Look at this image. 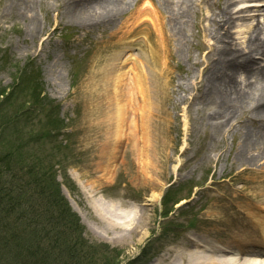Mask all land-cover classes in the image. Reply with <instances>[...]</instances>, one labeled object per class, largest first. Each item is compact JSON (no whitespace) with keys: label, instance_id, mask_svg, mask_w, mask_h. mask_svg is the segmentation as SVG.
I'll list each match as a JSON object with an SVG mask.
<instances>
[{"label":"rangeland","instance_id":"374dc122","mask_svg":"<svg viewBox=\"0 0 264 264\" xmlns=\"http://www.w3.org/2000/svg\"><path fill=\"white\" fill-rule=\"evenodd\" d=\"M211 1H190L193 4L182 18L184 23H181L184 26L181 54L172 46L174 66L167 97L170 113L168 132L172 139L167 155L171 159L164 166L159 186L152 187L147 185V175L154 177L147 172V133L141 134L139 142L133 141L129 145L122 137L121 144L106 156L102 140L96 138L93 129L96 121L88 119L85 111L84 82L94 67L98 56L96 51L102 47L112 26L109 29H103L104 26L84 29L62 14V5L57 6L54 0H0V88L11 87L17 78L20 80L10 101L13 106L0 111V122L5 123L19 103L36 102L35 96H32L36 90L43 91L45 95L41 100V112L35 113V117L31 118L34 123L26 125L25 131L31 128L40 130V127H51L52 131L61 129L53 140L42 139L40 144L43 147L33 142L28 146L22 145L29 133L19 131L24 126L21 118L17 119L13 128L4 130L5 139L1 147L2 144L7 146L5 140H9V145L16 148L12 156L0 164L3 173L0 183L11 176L17 180L18 175L21 183H25L30 175L24 166L36 163L32 154L45 158L54 153L56 157L51 163L54 162L56 180L69 194L71 208L83 222V240L92 246L86 249L89 251V264H104L107 259L111 262L115 257L119 260L118 264H196L182 257L188 237L198 240L205 248L214 245L221 250L206 252L208 256L217 259L233 256L234 250L226 248L229 229L238 221L234 210L242 205L240 192L245 194L247 190H242L243 184L232 178L235 164L230 165V162L239 151L241 133L251 130L254 125L247 119L241 126L235 125L229 130L214 125L209 115L216 106L191 86L200 68L194 62L205 54L200 45L210 41L207 32L201 34L199 26L207 23ZM236 1L233 9L240 7ZM25 2L32 6L30 11L23 9ZM262 2L258 0L256 3ZM171 5L175 13L182 3L181 0H172ZM129 7L116 16V21L130 17L129 10L133 5ZM168 11L171 13L170 9ZM253 13L250 11L249 14ZM256 15L254 22L258 21L256 17L263 21L262 16ZM146 19L152 30L149 43L160 47L164 38L158 28L152 26L151 18ZM31 23L34 26L37 23L33 34ZM165 27L170 33L167 18ZM244 30L242 25L232 28L231 32H235L233 37L243 36L244 40L248 35ZM137 47L131 46L124 57L129 58L123 68L126 72L132 69ZM260 60L257 59V62L263 64ZM54 104L57 107L51 109ZM125 132L124 127L122 133ZM36 170L39 167L33 172ZM173 195L191 196L174 205L169 200ZM98 199L116 204L122 210L134 205L133 209L141 208L143 216L147 217L142 219L140 227L136 216V223L128 231L108 228L104 233L99 230L104 224L89 205L90 201ZM166 211V216H163ZM26 229L31 231L32 227L26 226ZM131 230L133 234L129 233ZM113 231L121 235L112 234ZM139 231L147 232L142 242H138ZM49 244L51 246V240L40 246ZM13 248V243L7 240L3 249L7 264H36L35 258L31 260L25 256L26 252H22L15 262L11 253ZM253 257L264 259V249L260 255Z\"/></svg>","mask_w":264,"mask_h":264},{"label":"bare ground","instance_id":"6f19581e","mask_svg":"<svg viewBox=\"0 0 264 264\" xmlns=\"http://www.w3.org/2000/svg\"><path fill=\"white\" fill-rule=\"evenodd\" d=\"M54 1L57 6L62 5V14L84 29L102 26L109 29L112 26L102 47L97 49L94 67L84 82L85 111L88 119L96 121L93 129L96 138L102 140L106 156L121 144L122 137L129 145L133 141L139 142L141 134L147 133V172L154 174V177L147 175V185L159 186L164 166L171 159L167 155L172 146L168 132L170 113L167 97L174 66L172 46L181 54L182 18L193 4L192 0H181L182 6L175 13L171 8L172 0ZM238 1L248 3L233 9L235 0L211 1L207 23L199 26L201 34L207 32L210 41L200 45L205 54L194 62L200 68L191 86L216 106L209 115L214 125L229 130L235 125L241 126L245 119L254 125L251 130L241 133L239 151L230 162V165L235 164L232 178L240 181L242 190L246 189L247 193L240 192L242 205L234 210L238 221L229 229L226 248L233 249L234 256H224L223 259L208 256L206 251L221 250L214 245L205 248L198 240L188 237L182 257L196 264H264V259L253 257L264 249V19L254 22V15L248 12V7L253 6L252 11L263 16L264 3L257 5L251 3L255 0ZM131 5L134 7L129 10L130 17L116 21V16ZM23 9L30 11L32 6L25 2ZM147 16L151 17L152 26H156L164 38L160 47L149 43L152 30ZM166 18L170 33L166 32ZM242 25L246 29L244 33H248L244 40L243 36L233 37L235 32H231L232 28ZM36 26L37 23L35 26L33 23L31 34ZM135 45L138 47L132 69L126 72L123 68L129 58L124 57ZM259 58L263 64L257 62ZM124 127L126 132L122 133ZM141 149L145 150L144 147ZM99 199L90 201L89 205L104 224L99 228L104 233L108 228L128 231L136 223V216L140 227L142 219L147 217L143 216L141 208L133 209L134 205L122 210L116 204H107ZM112 234L121 235L114 231ZM146 237V231H139L138 242Z\"/></svg>","mask_w":264,"mask_h":264},{"label":"trees","instance_id":"16d2710c","mask_svg":"<svg viewBox=\"0 0 264 264\" xmlns=\"http://www.w3.org/2000/svg\"><path fill=\"white\" fill-rule=\"evenodd\" d=\"M15 93L14 88L8 92L6 88H0V111L7 110L5 107L10 109L13 106L10 101ZM40 93L41 91L34 90L32 96H35L36 102L19 103L11 111L8 120H4L5 123L0 122V144L5 139L4 130L13 128L17 119L22 120L31 105H41ZM33 123L31 121L19 130L22 133H29L22 145L28 146L33 142L32 144L43 147L40 141L47 137L50 129L53 128L40 127V130L31 128L25 131L26 125ZM5 141L8 142L7 146L2 144L1 147L0 145V164H3L4 159L12 156L16 148V146L12 148V145H9V140ZM36 154L32 155L35 156L37 166H34L35 164L24 166L26 173L30 175L29 180L21 183L19 175L13 174L18 175L17 180L11 176L4 178L0 183V264H7L5 250H3L7 240L14 245L13 252H11L14 261L22 252H26L25 256L31 260L35 258L36 264H89L87 257L89 251L86 249L92 246L83 240L84 227L60 191L54 162L51 163L56 155L51 153L45 156L42 153L45 158H39ZM36 167H39V170L33 172ZM2 175L0 170V178ZM21 226L24 227L21 228ZM26 226L32 227V230L29 231ZM50 240L51 246L50 244L40 246ZM32 245H34L33 249ZM118 262L119 260L115 257L111 262L107 259L104 264H118Z\"/></svg>","mask_w":264,"mask_h":264}]
</instances>
